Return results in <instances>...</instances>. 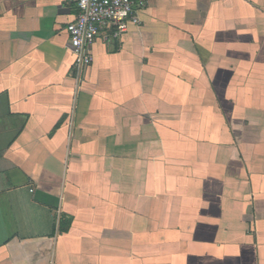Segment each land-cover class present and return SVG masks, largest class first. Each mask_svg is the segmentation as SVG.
<instances>
[{
	"label": "crops",
	"instance_id": "crops-1",
	"mask_svg": "<svg viewBox=\"0 0 264 264\" xmlns=\"http://www.w3.org/2000/svg\"><path fill=\"white\" fill-rule=\"evenodd\" d=\"M134 1L0 0V264H264V0Z\"/></svg>",
	"mask_w": 264,
	"mask_h": 264
},
{
	"label": "built area",
	"instance_id": "built-area-1",
	"mask_svg": "<svg viewBox=\"0 0 264 264\" xmlns=\"http://www.w3.org/2000/svg\"><path fill=\"white\" fill-rule=\"evenodd\" d=\"M76 16L66 27L75 65L91 62L90 48L103 30L111 29L113 38L126 33L128 24L139 25L134 0H75Z\"/></svg>",
	"mask_w": 264,
	"mask_h": 264
}]
</instances>
